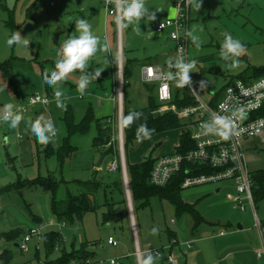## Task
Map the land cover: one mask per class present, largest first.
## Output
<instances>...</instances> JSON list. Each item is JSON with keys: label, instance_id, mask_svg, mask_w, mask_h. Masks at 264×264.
Wrapping results in <instances>:
<instances>
[{"label": "rangeland", "instance_id": "1", "mask_svg": "<svg viewBox=\"0 0 264 264\" xmlns=\"http://www.w3.org/2000/svg\"><path fill=\"white\" fill-rule=\"evenodd\" d=\"M191 1L189 31L199 37L200 47L197 48L188 36L187 59L194 61L190 77L193 83H197L199 80L206 81V86L198 87L197 91L202 98L208 99L209 91L219 90L230 78H236L248 69L264 66V0H200L201 7L198 10H196L198 0ZM23 2L24 0H0V62L9 58L18 61L13 67L11 81L0 75V86L7 84L6 90L0 93V108L5 103H13L15 107L18 104H24L34 92L46 94L41 74V63H46L36 57L38 49L41 53L43 52V46L41 44L38 46L37 41L36 45H32V34L35 27L37 29L42 22V17L38 20L40 23H33L34 26L29 21L24 22L23 25L17 22L19 23L18 27L21 28H16L15 32H20L22 36L30 40L29 47L7 44V40L13 33L5 26L4 21L7 19V15L3 9L6 6L21 8ZM38 5L40 8H44L45 1L39 0ZM19 18L23 19V17ZM225 33H230L234 38L240 39L246 46L243 54L237 58L238 65L235 67L231 66V61L223 60L220 55ZM161 65H163L162 62ZM52 86L62 95L53 97V102L48 107L35 105L28 107L27 112H19L22 119L16 129L0 122V233L21 230V233L10 241L0 239V250L7 248L11 252L9 264H43L42 261H55L61 254L60 246L55 247V250L57 248L58 250L47 255L43 243L44 235L50 232L60 233L65 251L83 249L90 255L89 264H109L110 257H118L122 252H127L128 246L131 247L132 219L135 221L142 247L146 242L151 243L154 247H167L170 244L168 230H177L181 240L190 238L191 220L187 215L176 216L174 208L167 200L152 196L146 204L141 200L133 202L125 162L126 159L130 162L140 161L150 153L153 157L168 153L178 143L180 132L182 129H187V126L158 133L142 141L136 140L125 150L123 134L118 129L119 120L117 117L118 125L114 127L113 143L116 144L119 154L117 159L113 160H119L117 162L120 165L122 180V191H120L117 186L107 184L118 175V171L107 170L108 157L104 158L100 168L94 166L99 158L91 147L92 139L96 134L94 123L85 134H76L71 137V142L76 146V149L65 160L61 170H59L58 162L54 156L50 158L44 156L42 144L31 134L33 122L40 120L43 124L50 119L56 129L50 143L56 145L61 142L64 136V126L61 121L64 108L71 107L75 118L80 119L90 103L92 106L97 105L88 97L79 99L78 88L74 90L66 85L60 87V85L54 84ZM119 88L120 111L117 112L118 116L122 113L123 108L122 83ZM152 88V84L146 86L141 81L139 74L134 71L125 86L128 106L130 108L147 106L150 94L148 89ZM171 89L173 97L183 94L191 95L192 93L190 86L186 85L181 88L174 79L171 82ZM72 92L76 93L71 94ZM153 93H155L154 89ZM52 96L53 94L48 96L49 99ZM58 100L63 102L66 107H58ZM77 108L79 109L77 110ZM179 120L182 124L184 123L181 119ZM241 144L244 148L246 170L253 171L263 167L264 129L258 136L241 139ZM123 171L126 174L127 184L122 179ZM52 172L55 173L58 180L56 199H63L68 191L71 193L85 191L88 196L91 195L92 201L97 205L96 209L85 212L81 220L75 217L72 220H59L51 209L52 193L48 189L38 185L13 187L19 181H33L40 177H46L48 173ZM93 178L103 183L94 191L76 183L77 180ZM219 186L222 187L217 192L215 188ZM126 187L129 192V201ZM233 191L234 181L229 179L183 189L181 197L188 203L198 202V209L207 219L213 220L219 212L217 209L221 208L220 210L230 213L228 198ZM105 198L112 202L113 216L108 219H106ZM257 209L259 215L262 216L264 200L257 205ZM237 213L235 212L234 217L229 218L232 228H236L239 221L236 215L239 218L240 214ZM250 213L251 210H248L243 217ZM171 219L176 224L171 223ZM249 223L255 227L254 219ZM38 227L39 233L33 234L25 242L27 250L23 251L19 247L23 236L29 229ZM200 227L209 231L218 229L216 226L210 227L207 224H201ZM109 236L116 239L118 246L107 244L106 240ZM133 253V250L130 251L129 257L122 259L124 264L136 262ZM155 263H159L158 259L155 260Z\"/></svg>", "mask_w": 264, "mask_h": 264}, {"label": "crops", "instance_id": "2", "mask_svg": "<svg viewBox=\"0 0 264 264\" xmlns=\"http://www.w3.org/2000/svg\"><path fill=\"white\" fill-rule=\"evenodd\" d=\"M44 1V8H40L38 5L39 0H24L21 8L16 9L15 6H13V8L6 6L3 12H5L7 16L12 13L11 15L17 24V29L21 28L20 26L18 27L19 23L23 25L24 22L29 21L32 22L31 24L33 25V23L39 22L38 20L42 17V22H39V27L37 29L35 27V31L32 34V45H36L37 41L38 46H40V44L43 46V52L41 53L38 49L36 57L38 59L40 58L41 62L48 64L57 62L60 59L59 53L63 42L70 36L77 34L75 30V21L79 17L85 18L88 21L94 34L99 38V50L95 56L91 58L86 68L90 83L86 86L83 94L77 91L79 93L77 96L79 99L88 97V99L97 104L94 106H92V103L89 104L96 118L113 116L115 112L117 114V112L120 111L118 94L120 93L119 86L122 83L120 80L122 79L123 67L128 69L130 77L133 75L134 71H136L145 85L152 84L156 88L155 84L143 81V66L155 64L168 70L174 65L177 53L174 41L168 36L169 28L163 33H157L155 31L157 23L174 15L175 9L172 6L171 0H145L146 6L150 11L154 12L155 19L150 23L142 20L139 25L140 29H137L135 25H131L128 28L119 27L116 22V16L109 14L105 8L104 0H59L54 5L49 4L50 0ZM191 5L192 1L189 0L187 33L189 31ZM7 12H9V14ZM19 17H23V19ZM150 32L152 35L149 38L148 33ZM188 44L189 37L187 51ZM161 62L163 65H161ZM50 70L52 71L54 69ZM97 71H101V73L97 79H93ZM81 75L82 73L79 72L70 73L64 80L56 85H60V87L61 85H66L77 90ZM52 89L51 92L53 96L48 106L53 102V97H57L55 95L57 91L56 88L52 86ZM73 93L76 92H72L71 94ZM78 109L79 108H77V110ZM117 117L118 120L119 117L122 119V113H120L119 116L117 114ZM116 125H118V123H116ZM98 156L100 157V155ZM105 157H108L107 166L113 159H117L106 155ZM94 166L96 167V164ZM221 187L222 186L216 187L218 189L216 190L215 188V190L218 192ZM234 193L235 188L230 194ZM89 198L92 200L91 195H89ZM197 204L198 202L195 203V209L201 216L202 221L193 228L192 219L187 215L191 220V226L189 228L190 238H183V240H181L177 230H172L174 236L171 239L169 238L170 241L172 239L175 240V243L171 246V251L180 264H264V259L258 258L255 254V250L261 245V240L257 228L249 223L250 220H253L250 205H247L245 211H239L233 209L230 203L229 214L226 210H220V208L217 209L219 212L214 216V219L210 220L198 209ZM248 210H251L250 215L243 217ZM255 210L259 217L264 215L263 212L262 216H260L256 207ZM235 212H238L237 214H240V216L238 218L236 215L239 221L236 228H232L229 218L234 217L233 214ZM170 222L176 224L174 220ZM201 224H207L210 227L216 226L218 229L216 228V230L213 231L201 229V227L199 228ZM131 228L133 236L131 247L128 246L127 252L124 251V253L122 252L118 256L122 257L121 261L129 257L130 251L133 250L134 252V240H137V244L141 248L152 245L146 242L143 247L141 246L142 244L138 237L136 224L133 219L131 220ZM116 246H118V244ZM155 260L156 259H154V264H156ZM158 261V264H165L161 259H158ZM136 263L137 262L134 264Z\"/></svg>", "mask_w": 264, "mask_h": 264}, {"label": "built area", "instance_id": "3", "mask_svg": "<svg viewBox=\"0 0 264 264\" xmlns=\"http://www.w3.org/2000/svg\"><path fill=\"white\" fill-rule=\"evenodd\" d=\"M59 0H50L49 4L54 5ZM175 13L172 17L157 23L155 31L163 33L169 28L168 36L175 43V50L178 56H183L187 61V26L189 0H171ZM116 0H104V6L109 14L117 17ZM169 71H175L172 66L168 70L155 64L144 65L142 68V79L144 82L156 85L155 95L159 101V106L155 112L173 111L181 119L189 130V137L193 146L186 152L171 151L155 157L152 168L149 173V182L153 185H164L172 175L180 171L182 164L209 165L215 168L212 172L193 173L192 167H188L187 173L182 181L181 188L186 189L195 185L204 183H217L222 180H233L235 193L230 195L228 200L233 209L245 211L247 205L252 209L254 225L257 228L261 245L255 250L258 258L264 259V215L259 217L251 196V180L244 163V148L241 139L258 136L264 129V114L256 115L264 104V75L254 79L234 78L219 90L208 92V99L202 98L197 88L200 87L199 80L193 83L190 77V89L192 103L178 108L172 100L171 82L173 79L167 78ZM190 76V73H189ZM50 99L47 95L34 92L26 103L16 105L19 112H26L28 107L40 104L47 107ZM223 106V107H222ZM215 116L228 117L234 125L239 135H233L229 140H224L216 134H203L202 124L210 121ZM119 117V121H120ZM118 121V123H119ZM50 122V119H48ZM118 129L121 132L120 123ZM120 144V143H119ZM118 162L112 160L107 170L112 172L118 168ZM123 179L127 184L126 174L123 171ZM125 184V185H126ZM127 186V185H126ZM127 188V187H126ZM129 201V193L127 191ZM173 221V220H171ZM39 233L38 228L29 229L23 236L19 247L26 251L25 242L33 234ZM135 239V238H134ZM107 244L116 246L118 242L115 238L109 236ZM171 240L167 247H154L149 245L141 248L134 240V255L137 264H143L149 256L154 259H162L165 264H180L176 256L171 251ZM122 257H110L109 264H123ZM90 259L71 260L70 264H89Z\"/></svg>", "mask_w": 264, "mask_h": 264}, {"label": "trees", "instance_id": "4", "mask_svg": "<svg viewBox=\"0 0 264 264\" xmlns=\"http://www.w3.org/2000/svg\"><path fill=\"white\" fill-rule=\"evenodd\" d=\"M9 14V12H7ZM12 14V13H11ZM9 14L7 19L4 21L5 26L10 29L12 33L15 32L17 24L13 20L12 15ZM11 15V16H10ZM18 62L14 58H9L0 62V75L5 76L10 81L12 80V70L15 63ZM56 62L41 63V74L43 79V84L45 87V95H52L51 86L44 83V80L49 74V69L55 68ZM87 72V69L85 70ZM79 72L80 71H75ZM264 75V66L251 68L245 71L243 74L237 76L236 78L254 79ZM130 78V73L126 67H123L122 71V117L126 116L131 111L142 112V117L135 121L129 127L122 128L123 134V147L126 150L127 147L133 144L137 140V128L141 124H146L149 129H154L151 136L170 131L175 129H181L184 124L181 123L176 114L167 110L164 112H155L156 108L159 106V101L153 93L155 86L153 85L152 89L149 91V103L145 107L140 108H130L128 96L125 91V86L128 83ZM234 78L228 80L231 81ZM227 82V83H228ZM148 84H146L147 86ZM226 85V84H225ZM221 89V88H220ZM178 108L192 103V98L190 95H175L171 100ZM256 115L264 114V104L262 108L255 113ZM117 114L109 117L96 118L93 112L92 107L89 105L80 119H76L73 110L71 107H66L63 109V115L61 121L64 126V136L59 144L53 145L50 142L47 145H42V152L46 158L54 156L58 162V168L61 170L65 160L71 156L75 151L76 146L71 142V137L76 134H85L90 129L92 123L95 125L96 134L92 139V148L95 153L98 155L105 154L111 158L118 157V150L115 143H113V134L114 127L116 125ZM193 146L192 140L189 137V130L182 129L178 136V143L174 146L172 151L184 153ZM155 157L147 155L142 160L137 162H130L128 159L126 162V172L128 177V183L130 188L131 198L134 201L141 200L146 204L150 197L158 196L160 199L167 200L176 213V216L188 215L192 219L193 228H195L201 221L202 218L195 209V203H188L184 201L181 197L182 188L180 186L183 177L187 174L185 170L188 167H192L193 173L201 172H212L215 168L209 165L202 164H189L184 162L180 171L175 173L170 177V179L164 185H153L149 182V173L152 168ZM118 171L117 177L107 184L117 186L120 191H122V180L120 175V165L115 170ZM249 177L251 180V196L254 203V206L257 208V205L264 200V166L253 171H248ZM63 182H66L63 180ZM80 186L86 187L90 191H94L96 187L101 186L99 180L89 179V180H77ZM41 186L45 189H48L52 193L51 199V209L53 213L57 216L59 220H72L74 217L81 220L85 212L93 211L96 209L97 205L89 198L88 194L85 191H79L76 193L67 192L66 196L63 199H56L55 192L58 186V180L54 172L48 173L46 177H40L36 180H23L18 182L17 185H13L15 188L20 186ZM106 185V184H105ZM105 203L107 205L106 219L113 216L112 213V202L107 201L105 198ZM21 230H15L10 232L0 233V239H5L10 241L15 236L19 235ZM174 233L171 230H168V238H172ZM62 237L58 232L46 233L43 237V243L45 247L46 254L58 250H55V247L60 246V256L57 257L55 261H42L43 264H69L72 259H90V255L85 252L83 249L80 250H71L65 251L64 243L62 242ZM11 252L9 249L0 250V264H9L11 259ZM37 260H40L37 258ZM162 260V259H161ZM163 261V260H162ZM38 262V261H37Z\"/></svg>", "mask_w": 264, "mask_h": 264}, {"label": "clouds", "instance_id": "5", "mask_svg": "<svg viewBox=\"0 0 264 264\" xmlns=\"http://www.w3.org/2000/svg\"><path fill=\"white\" fill-rule=\"evenodd\" d=\"M115 6L117 10L116 22L121 28H128L131 25H135L137 29H140L139 25L142 20L150 23L155 19L154 12L150 11L146 6L145 0H116ZM200 7V0H198L196 10L200 9ZM75 30L77 34L70 36L63 42L59 53L60 59L56 62L54 70L47 75L44 83L47 85L58 84L68 74L80 71L82 75L78 89L83 94L86 86L90 83V78L85 70L91 58L99 50V38L94 34L91 25L85 18L79 17L75 21ZM151 35V32L148 33L149 38ZM187 35L197 48L200 47L199 37L194 32L189 31ZM7 44L9 46L15 44L29 47L30 40L22 36L20 32H14L7 40ZM245 47V44L240 39L234 38L230 33H225L224 40L221 44L220 55L223 60L231 61V66L235 67L238 65L237 58L243 54ZM172 66L175 71H169L167 78L176 80L177 85L181 88L186 85L190 86L189 73L193 72L194 61H187L183 56H178ZM101 71H97L93 79H97ZM199 86H206V81H201ZM6 88L7 84L0 86V93H3ZM55 95L60 97L62 93L56 91ZM57 105L61 108L66 107L59 100L57 101ZM142 115V112L131 111L119 121L120 126L122 128L129 127L135 121L139 120ZM21 119L22 116L13 103H5L0 108V122H3L8 127L16 129ZM201 127L203 134H216L224 140H229L233 135H239L231 120L224 116H215L210 121L202 124ZM153 131L154 129H149L146 124L139 125L137 128V140L142 141L143 139L150 138ZM55 133V126L50 122L42 124L40 120H36L31 126L32 136L42 145H47ZM143 264H154V258L149 256L144 260Z\"/></svg>", "mask_w": 264, "mask_h": 264}, {"label": "water", "instance_id": "6", "mask_svg": "<svg viewBox=\"0 0 264 264\" xmlns=\"http://www.w3.org/2000/svg\"><path fill=\"white\" fill-rule=\"evenodd\" d=\"M105 157V154H101L100 157L98 158L97 162H96V167H100L101 166V163H102V160L104 159ZM218 188H216L217 190ZM37 264H42V263H37Z\"/></svg>", "mask_w": 264, "mask_h": 264}]
</instances>
